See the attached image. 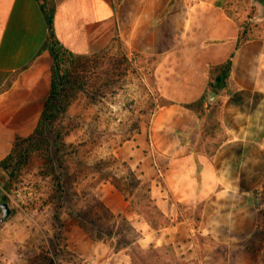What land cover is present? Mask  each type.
Instances as JSON below:
<instances>
[{"label": "crops", "instance_id": "0c3cea01", "mask_svg": "<svg viewBox=\"0 0 264 264\" xmlns=\"http://www.w3.org/2000/svg\"><path fill=\"white\" fill-rule=\"evenodd\" d=\"M55 3L56 38L73 55L95 53L115 32V40L129 52L158 61L153 79L166 105L158 107L147 128L123 145L117 157L150 188L168 223L153 230L113 186H104L100 200L113 214L126 216L144 237L147 228L160 232L162 245H176L186 260L195 255L190 252L195 251L193 231L174 205L200 203L197 232L214 245L203 264H255L246 245L258 223L248 197L264 183V40L239 44L240 28L227 13L226 0ZM47 33L35 0H0V162L17 138L33 133L41 116L52 60L48 52L37 54ZM228 61L227 88L208 104L209 70ZM203 98L209 110L218 109L215 136L222 138L211 150L207 113L186 107ZM67 242L93 263L99 255L111 254L109 246L93 242L77 224L68 228Z\"/></svg>", "mask_w": 264, "mask_h": 264}, {"label": "rangeland", "instance_id": "374dc122", "mask_svg": "<svg viewBox=\"0 0 264 264\" xmlns=\"http://www.w3.org/2000/svg\"><path fill=\"white\" fill-rule=\"evenodd\" d=\"M226 10L248 38L264 40L262 6L253 0H226ZM95 53L98 55L95 56ZM95 53L74 66L76 73L87 74L85 80L88 93L86 96H80L70 108L63 125L66 144L74 147L77 152L68 159L70 172L73 173L68 185H72L78 192L83 191L81 190L83 188L86 190L87 187L90 193L100 199L101 190L104 186H112L110 184L112 179L120 181L123 188L133 185L132 180L126 178L127 170L120 164L123 162L117 157V152L147 128L152 115L158 107L165 104V101L159 96L154 83V58L129 52L121 41L115 40V32L109 42L97 47ZM107 82H113L114 85L106 90ZM218 124V111H215L206 128L211 131L208 134L210 150L222 138L215 136L216 130L219 129ZM30 137L31 135L19 137L16 142L19 147H25L29 144ZM32 141H35L34 146L41 143L39 142L41 139L33 138ZM81 144H86V147ZM44 156V152L37 151L28 163L18 164L16 181H13L5 170H0V204H9L12 212L8 220L0 223V264L207 262L203 259L214 245L197 232L202 209L200 203L193 207L179 203L174 205L179 218L187 221L188 228L193 231L191 240L195 251L193 248L190 252L192 255L195 252L194 259L186 260L182 250L180 251L176 245H162L163 235L160 232H151L147 228L146 237L142 234L135 245L129 248L126 246L116 256L115 245L123 247V235L119 236L118 241L111 242L113 248H110L109 256L99 255L97 263L88 261L83 257V253L69 246L67 242L68 228L71 224L77 223L69 217L65 209L59 211L58 219L57 215L55 216L56 201L49 202L50 196L54 194V177L52 174L46 175L41 172L43 165L46 164ZM115 159L118 162H115ZM158 165L162 166L163 173L164 162H159ZM105 174L109 176V182L101 181ZM138 176L141 177L139 174ZM145 189L146 187L139 191L133 190L129 197L130 200L137 202V210L142 212L143 220L148 224L168 223V220H160L155 214L154 203L147 205L144 199ZM258 201L261 203L260 227L264 232V191ZM170 202L175 204L174 200ZM115 225L118 226V222ZM258 246L256 244V247ZM251 255L255 264H258L261 258L252 252ZM215 256L217 259L222 258L218 252Z\"/></svg>", "mask_w": 264, "mask_h": 264}, {"label": "trees", "instance_id": "16d2710c", "mask_svg": "<svg viewBox=\"0 0 264 264\" xmlns=\"http://www.w3.org/2000/svg\"><path fill=\"white\" fill-rule=\"evenodd\" d=\"M41 11V14L45 20L47 26V38L41 48L38 51V55L44 52H48L52 60V76L50 93L44 103V109L37 122V125L28 140L27 146L19 147V144L15 141L13 149L9 155L0 162V170H5L13 181H16V169L18 164H26L30 158L37 151L44 152L46 164L43 165L42 173L52 174L54 177V194L50 196L49 202L56 201L57 207L55 216L59 219L58 213L60 210L65 209L67 214L73 221H75L78 227L93 241L96 243H102L113 248L111 242L119 240V236H122L123 247L115 245L114 253L117 254L122 251L126 246L129 248L137 243L142 234L136 230L126 219L124 215H115L111 210L95 195L90 193L86 187L81 192L73 189L72 185H68L72 174L68 166V159L77 152L71 145H67L65 142L64 134V121L67 118V113L75 102L82 95H87L86 89V75L84 72H75L74 66L78 65V62L85 57L75 56L68 52L59 43L54 31V17L56 11L55 0H35ZM239 44L255 38H248L244 32L240 29ZM125 47V46H124ZM126 48V47H125ZM98 53H95L97 56ZM90 56V55H89ZM155 59V58H154ZM155 59V64L157 63ZM231 70V62L228 61L224 64L211 67L209 70V83L208 90L219 93L221 90L227 88ZM112 83V84H110ZM114 84L113 82H107L105 89H109ZM203 100L186 105L187 108L193 109L202 113H207V118L210 121L212 115L217 108L211 110ZM166 105V104H164ZM163 106V105H162ZM219 120V119H218ZM218 125L220 122L218 121ZM140 133V132H139ZM68 135V134H67ZM34 139L41 142L38 146H34ZM17 140V139H16ZM85 146L86 144H81ZM115 162H118L115 159ZM127 170V177L132 180L133 185L123 188L116 178L112 179L110 184L120 193H122L127 200H129L132 208L140 215L142 212L137 210V202L130 200L131 191L143 190L145 187L146 195L144 199L147 201V205L153 204L149 192L150 188L147 185L141 184L136 177L135 173L129 168L126 163H120ZM44 175V174H42ZM104 179L101 181L109 182V176L105 174ZM107 179V180H106ZM6 188V186L4 187ZM132 188H134L132 190ZM130 190V191H129ZM264 184L261 188L254 190L248 197V202L255 206L258 211V223L255 233L247 242V249L251 253L261 258L258 264H264V232L260 227L261 217V203L258 201L260 196L263 195ZM156 211L158 218L164 219V216L157 210L156 206L153 207ZM118 222V226L115 223ZM149 225L153 230H159L161 227L167 225H157L154 222H150ZM115 227V232H114ZM123 227V228H122ZM125 229V230H124ZM262 229V230H261ZM124 232V234H122ZM133 235V236H131ZM131 237V238H130ZM256 244L259 245L256 247ZM256 247V248H255Z\"/></svg>", "mask_w": 264, "mask_h": 264}, {"label": "water", "instance_id": "95a60500", "mask_svg": "<svg viewBox=\"0 0 264 264\" xmlns=\"http://www.w3.org/2000/svg\"><path fill=\"white\" fill-rule=\"evenodd\" d=\"M253 1L255 3L259 4L260 6H262L264 9V0H253ZM215 97H216L215 92L211 91L209 93V96H208V104H212ZM0 209H1L0 223H3L6 220H8V218L11 216L12 212H11V209L9 207V204H7V203L0 204Z\"/></svg>", "mask_w": 264, "mask_h": 264}, {"label": "built area", "instance_id": "2783aa9c", "mask_svg": "<svg viewBox=\"0 0 264 264\" xmlns=\"http://www.w3.org/2000/svg\"><path fill=\"white\" fill-rule=\"evenodd\" d=\"M107 264H109V263H107Z\"/></svg>", "mask_w": 264, "mask_h": 264}]
</instances>
